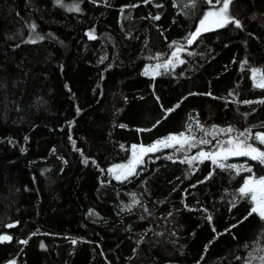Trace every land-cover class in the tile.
I'll return each mask as SVG.
<instances>
[{
	"label": "trees",
	"instance_id": "trees-1",
	"mask_svg": "<svg viewBox=\"0 0 264 264\" xmlns=\"http://www.w3.org/2000/svg\"><path fill=\"white\" fill-rule=\"evenodd\" d=\"M187 3L0 0V222L16 225L0 227L13 237L0 243V264H247L264 255V221L238 193L249 173L185 161L212 145L149 153L129 180L107 170L134 143L180 132L212 140L197 121L264 131V104L241 103L264 99L251 73L264 70V0H233L241 28L205 32L185 63L143 74L173 42L186 43L209 7ZM244 163L264 176V165Z\"/></svg>",
	"mask_w": 264,
	"mask_h": 264
},
{
	"label": "snow or ice",
	"instance_id": "snow-or-ice-1",
	"mask_svg": "<svg viewBox=\"0 0 264 264\" xmlns=\"http://www.w3.org/2000/svg\"><path fill=\"white\" fill-rule=\"evenodd\" d=\"M148 2L149 0H145V3ZM57 3H61V0H57ZM204 3L209 6L208 9L203 13L202 18L199 19V23L196 26L195 31L189 33V35L185 37L187 45L189 46L196 42L197 39L205 32L214 31L216 29H223L230 24L235 25V27L237 28L242 27L240 20L230 14V5H232L233 0H204ZM195 5L196 0H189V3L185 4V7H195ZM69 10L79 12L80 8L79 5H74ZM159 18V16L154 17V19L157 20ZM35 27L36 26L34 24L31 25L33 31H35ZM88 36L90 39H95V36L91 32L88 33ZM37 39H43V37H37ZM31 42L34 43L35 39ZM173 44H177V47L175 51L171 52V58L165 60L163 64H156L155 66H151L156 74H159V72L156 71L158 69H168L169 66L174 67L173 59H178V53L183 49L184 46L179 45L177 42H173ZM101 62H103V58ZM179 63L183 64L185 63V61L179 60ZM241 67H244V65H241ZM148 71L149 66H146L143 74L147 75ZM251 73L254 81L253 86L264 89V70L252 68ZM257 73H260L259 80H256ZM190 95H195V93H190ZM206 95L210 96L211 93H207ZM230 95L232 94L230 93ZM241 103L264 104V99L259 101H242ZM176 107H179V105H177ZM170 111H174V109H166V115ZM189 119H191V117H189ZM158 123H160V121H157V124ZM197 126L204 133V136L211 135L213 139L209 140L205 139L204 137H200L199 139H197L195 136H189L186 135L185 132H180L178 134H169L167 137L158 139L150 145L134 144L131 146V158L128 159L127 163L113 165L108 169V172L110 174H113L114 178L117 180H129L131 177L139 175L137 169L144 164V157L149 153L154 154L164 148H173L177 152H188L198 145H212V148L209 151H204L203 149H201L194 156H185V161L188 164H192L194 161L203 163L207 160L210 161L216 168H219L221 170H234L237 175H239L241 172L249 173L250 175L245 177L242 185L239 187L238 193L239 196L245 199V201L250 205V211L248 215L251 216L252 214H257L259 218L264 221V176H255L253 174V168L251 166H248L247 164L237 165L234 163H227V161L232 157H245L251 161H255L261 165H264V147H262L264 146V131H256L255 133H253L252 128H246L243 131H239L232 126H228L227 128H219L216 125H212V130L209 131L208 129L204 128L203 125H200L199 121H197ZM121 127H123V125H121ZM261 127H264V125H261ZM188 131H191V125H188ZM220 135H226L227 138L221 140L218 138ZM213 140H215V144H213ZM167 158L172 159L171 156H168ZM85 163H87V160H85ZM93 163L95 162L93 161ZM209 175L211 176V173ZM194 186L195 185H193V187ZM133 203H139V201H134ZM129 208H131V205L129 206ZM90 214L93 213L90 212ZM207 219L211 221L212 217L208 216ZM245 219H247V217H245ZM15 226L16 225L13 223L3 225V223L0 222V227L13 228ZM232 227H235V225H233ZM213 231H215L214 228ZM227 231H230V229ZM33 235H35V233H33ZM12 239L13 237L11 235L0 234V243L5 241L10 242L12 241ZM19 243L27 244L28 241L21 240L19 241ZM72 243L75 244L76 241L73 240ZM40 246L41 248L45 247L43 243H41ZM260 251H264V248L260 249ZM249 257L250 260L247 262V264H251L252 259L259 260L261 264H264V255L255 257L252 255V253H250ZM11 264H15V262L12 261Z\"/></svg>",
	"mask_w": 264,
	"mask_h": 264
},
{
	"label": "rangeland",
	"instance_id": "rangeland-1",
	"mask_svg": "<svg viewBox=\"0 0 264 264\" xmlns=\"http://www.w3.org/2000/svg\"><path fill=\"white\" fill-rule=\"evenodd\" d=\"M179 45H183L184 47H183V49L178 53V59H173V65H174V67H173V66H169L168 69H171V68H175V67H177V66L180 64V63H179V60H183V58H182V54L185 53V52L187 51V46H188V45H187V42H186L185 44H184V43H181V44H179ZM176 47H177V46H174V48L171 50V52H172V51H175ZM171 52H167V53H166V52H163V53H159V54H157V55L155 56V60H154L152 63H148V64L146 65V66H149V71H148V74H147V75H150V76H155V75H157L156 72L153 71V69H152L151 66H155L156 64H163L165 60L171 58ZM146 66H145V67H146ZM145 67H144V70H145ZM252 68L260 69V68H258V67H252ZM144 70H143V72H144ZM162 70H163V68L158 69V70H156V71H158V72L160 73ZM259 78H260V73H257L256 80H259ZM252 79H253V78H252ZM226 138H227V137H225V138L222 137L221 140H224V139H226ZM154 142H155V141H154ZM134 144H135V143H134ZM134 144H131V146L134 145ZM151 144H152V143H151ZM135 145H141V144H135ZM143 145H145V144H143ZM146 145H150V144H146ZM131 146H130V156H129L128 159L131 158ZM262 147H264V146H262ZM144 158H145V157H144ZM233 158H237V157H232V158H230L229 160H231V159H233ZM241 158H242V157H241ZM128 159H126L125 161H121V162H117V163H114V164L109 165L108 168H107V170H108L109 168H111L113 165L126 164L127 161H128ZM245 159L247 160L248 158L243 157L242 160L239 161L240 164H245V163H244V160H245ZM229 160L227 161V163H232V162H229ZM108 173H109V172H108ZM253 174H254L255 176L259 177V175L255 174V172H253ZM109 175H110L112 178H114V175H113V174H110V173H109ZM248 175H250V174H248ZM248 175H247V176H248ZM247 176H246V177H247ZM114 179H115V178H114ZM115 180H117V179H115ZM121 180H123V179H121ZM12 261H14L15 264H17V261H16L15 259L10 260V261H8V262L5 263V264H11Z\"/></svg>",
	"mask_w": 264,
	"mask_h": 264
}]
</instances>
